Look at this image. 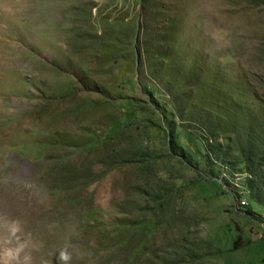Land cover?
I'll return each mask as SVG.
<instances>
[{
	"label": "rangeland",
	"instance_id": "obj_1",
	"mask_svg": "<svg viewBox=\"0 0 264 264\" xmlns=\"http://www.w3.org/2000/svg\"><path fill=\"white\" fill-rule=\"evenodd\" d=\"M61 250L264 264V0H0V264Z\"/></svg>",
	"mask_w": 264,
	"mask_h": 264
},
{
	"label": "clouds",
	"instance_id": "obj_2",
	"mask_svg": "<svg viewBox=\"0 0 264 264\" xmlns=\"http://www.w3.org/2000/svg\"><path fill=\"white\" fill-rule=\"evenodd\" d=\"M17 229H13L12 233L15 235ZM71 260V255L67 252V250H61L58 256L59 264H69ZM25 264H30V257L25 258Z\"/></svg>",
	"mask_w": 264,
	"mask_h": 264
}]
</instances>
